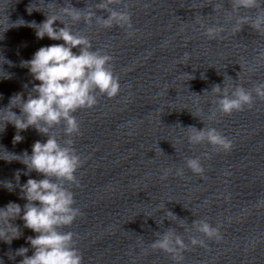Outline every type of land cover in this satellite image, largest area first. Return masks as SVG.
<instances>
[{
  "label": "clouds",
  "instance_id": "1",
  "mask_svg": "<svg viewBox=\"0 0 264 264\" xmlns=\"http://www.w3.org/2000/svg\"><path fill=\"white\" fill-rule=\"evenodd\" d=\"M229 4L231 12L227 17L228 21L233 20L231 13H237L233 33L241 32L247 25L255 33L264 35V0H229ZM114 5H122L123 10H117ZM47 6L55 8L57 4L53 0ZM220 7L214 5V12ZM94 9L88 5L84 9H78L69 0V3L59 7L58 12L47 13L46 19L40 24L35 21L26 24L20 20L13 25L33 28L38 39L46 36L54 41H63L60 44L42 46L30 60L21 62V66L28 68L33 80L39 83L33 85L26 99L23 93H17L10 98L7 108L0 109V122L3 124L0 131H4L7 124H12L17 130L13 138L14 144L23 140L19 133L30 127L47 137L46 142L37 140L33 143L31 155L27 151L22 155L9 153L14 158L4 159L25 165L27 171L24 175L35 171L44 177L39 180L29 178L21 185V173L17 171L15 186L11 181L3 182V186L9 191L19 187L20 198L27 203L21 207L18 203L9 202L0 208V241L11 244L22 236L20 227L13 223L17 219L24 222L25 228L36 233L34 237H27L32 255H28V247L21 246L16 250L15 256L22 257L19 264H83V255L74 238L75 233L64 230L70 228L76 218L82 215L81 210L75 207V194L71 188L72 185L79 186L76 173L83 164L74 147V137L80 134V124L74 114L78 110L92 109L101 96L116 97L120 91V82L112 68L113 57L99 49L93 50L92 41L85 35L75 33L67 21L70 20L72 24L82 21L91 25L95 19L104 29L132 28L131 13L124 0H99ZM241 9L245 12L255 11V15H239ZM27 10L31 14L33 10L43 9L31 5ZM98 11L106 12L107 18L97 15ZM57 21L63 27H54ZM224 31L223 25L213 24L205 29L204 34L209 40H215L222 38ZM77 48L78 53L73 51ZM189 55L185 52L184 58ZM260 56L264 57V50L260 52ZM211 93L216 97L214 103L218 110L231 115L233 112L243 111L245 107L252 108L256 99L264 101V82L255 83L251 89L237 84L231 91L225 86L221 88L220 85H214ZM12 108H19L20 114L17 115ZM60 125H63V135L66 137L63 143L51 132ZM187 129V139L192 145L207 144L224 152L232 150V141L214 127L197 129L189 126ZM185 166L195 174L204 172L199 157L187 158ZM170 172L171 169L165 170L161 179H167ZM175 174L183 176L184 168H177ZM168 216L178 219L173 212L167 210L165 217ZM192 228L208 240L218 241L221 238L219 228L214 227L207 219L194 220ZM185 231L190 229L186 228ZM156 235L158 238L149 247L170 254L174 261L183 259L182 254L188 250L189 245L206 246L205 241L195 235L190 236L186 244L183 237L171 228L163 234L156 232ZM9 258L15 257L10 255Z\"/></svg>",
  "mask_w": 264,
  "mask_h": 264
}]
</instances>
